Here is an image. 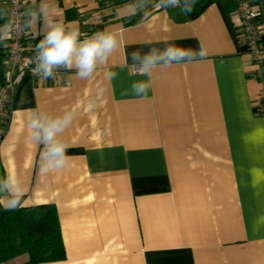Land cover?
<instances>
[{
    "label": "crops",
    "instance_id": "1",
    "mask_svg": "<svg viewBox=\"0 0 264 264\" xmlns=\"http://www.w3.org/2000/svg\"><path fill=\"white\" fill-rule=\"evenodd\" d=\"M239 1L194 0L185 12L159 0H25L26 19L47 3L81 40L98 32L118 40L88 79L71 69L42 83L26 64L13 73L0 180L20 182L19 207L57 208L65 257L40 264H264V63L254 62L239 35ZM252 2L264 28V0ZM46 31L42 17L27 28L30 50ZM7 43L0 41V84ZM166 43L202 44L208 55L157 69L146 98L135 95L132 84L148 77L129 67L128 55ZM34 112L73 113L61 137L70 167L41 173L43 146L27 129ZM6 200L0 193V209Z\"/></svg>",
    "mask_w": 264,
    "mask_h": 264
},
{
    "label": "clouds",
    "instance_id": "2",
    "mask_svg": "<svg viewBox=\"0 0 264 264\" xmlns=\"http://www.w3.org/2000/svg\"><path fill=\"white\" fill-rule=\"evenodd\" d=\"M194 0H159V7L181 6L185 12L191 11ZM142 6V5H141ZM41 17L47 28L46 34L36 45L34 74L44 78L53 76L54 70H76L81 79L90 78L97 68L106 64L109 56L116 50L118 40L109 32L94 33L91 37L81 40L78 29L66 28L62 21H56L54 13L47 3L40 5L39 11H29L24 27L32 29L40 22ZM12 24L0 27V41L10 39ZM208 52L204 45L197 50L185 49L179 46L165 44L161 49L150 48L147 53L133 51L128 55L129 67L137 69L138 74L148 77L147 80L132 84V92L141 97L147 96L151 87V77L157 69L166 70L173 64L203 60ZM114 78L115 73L108 74ZM89 103V108H94ZM73 113L65 112L62 116H50L43 112H34L29 119L27 129L29 138L36 144L42 145L41 173L64 170L71 166L72 157L67 155L68 145L62 140V133L71 124ZM0 193H7L4 204L6 210H14L21 206L24 191L19 181L12 176L0 180Z\"/></svg>",
    "mask_w": 264,
    "mask_h": 264
},
{
    "label": "built area",
    "instance_id": "3",
    "mask_svg": "<svg viewBox=\"0 0 264 264\" xmlns=\"http://www.w3.org/2000/svg\"><path fill=\"white\" fill-rule=\"evenodd\" d=\"M6 4L8 24H12V31L11 38L8 39L7 43V73L5 80L0 84V142L7 131L8 125L5 115L13 96L15 84L13 73L17 68L26 64V68L42 83L48 82L49 79L56 81L69 75V71L62 68L54 70L53 76L48 78L33 73V69L36 67L34 62L36 51L30 50L27 42V28L24 27L26 20L25 0H6ZM237 11L240 18L239 35L248 45L254 62L261 66L264 63V43L262 40L264 28L261 23L259 6L252 0H240ZM134 72H137V69L134 68ZM260 109L264 112V99Z\"/></svg>",
    "mask_w": 264,
    "mask_h": 264
},
{
    "label": "trees",
    "instance_id": "4",
    "mask_svg": "<svg viewBox=\"0 0 264 264\" xmlns=\"http://www.w3.org/2000/svg\"><path fill=\"white\" fill-rule=\"evenodd\" d=\"M207 3L198 4L192 16L199 14ZM21 254H27L28 257L18 264H40L65 257L55 204L0 209V263Z\"/></svg>",
    "mask_w": 264,
    "mask_h": 264
},
{
    "label": "rangeland",
    "instance_id": "5",
    "mask_svg": "<svg viewBox=\"0 0 264 264\" xmlns=\"http://www.w3.org/2000/svg\"><path fill=\"white\" fill-rule=\"evenodd\" d=\"M23 256H27V254H22ZM9 262V261H8ZM8 262H6L5 264H8Z\"/></svg>",
    "mask_w": 264,
    "mask_h": 264
}]
</instances>
